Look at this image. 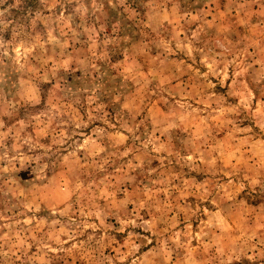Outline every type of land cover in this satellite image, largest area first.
I'll use <instances>...</instances> for the list:
<instances>
[{
    "label": "rangeland",
    "instance_id": "374dc122",
    "mask_svg": "<svg viewBox=\"0 0 264 264\" xmlns=\"http://www.w3.org/2000/svg\"><path fill=\"white\" fill-rule=\"evenodd\" d=\"M0 264H264V0H0Z\"/></svg>",
    "mask_w": 264,
    "mask_h": 264
}]
</instances>
